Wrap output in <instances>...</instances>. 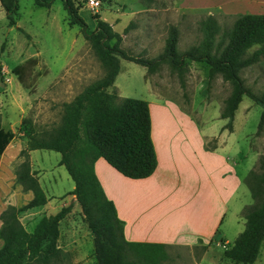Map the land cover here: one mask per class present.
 <instances>
[{"label": "rangeland", "instance_id": "obj_1", "mask_svg": "<svg viewBox=\"0 0 264 264\" xmlns=\"http://www.w3.org/2000/svg\"><path fill=\"white\" fill-rule=\"evenodd\" d=\"M74 2L79 16L89 28H93L95 17L107 21L119 33V46L124 51L147 58L161 51L170 25L177 28L176 48L182 51L200 41L199 20L205 15L211 14L222 28H229L234 15L241 11L220 7L215 0H99L95 8L88 7L85 0ZM17 12V25L21 30L15 25L9 28L7 20L0 14V125L12 132L0 158V210L7 204L20 205L32 195L14 180V171L25 155L19 153L26 146V137L19 127L21 117H29L37 130L56 126L60 120L61 103L70 100L83 86L103 74V66L81 35L79 26L67 22L60 0H53L49 7L37 6L33 0H17ZM30 55L37 60L33 69L46 73L39 76L33 88L28 90L18 83L11 68ZM183 63L184 86L181 87L168 62H161L155 71L146 72L144 66L119 58V70L108 90L115 91L119 97L147 101L154 138L161 135L163 140L184 141L183 146L188 149H198L202 145L207 149L216 147L217 159L227 156L228 161L239 160L235 166L238 173L244 172L241 170L247 165L237 194V199L246 202L240 209L242 216L245 207L254 204L244 177L250 170H260V156L264 154V119L259 127L257 125L261 106L242 95L231 121L227 123L221 112L229 94V82L219 74L208 79L204 62L185 58ZM239 74L252 92L260 94L264 90V53L257 61L242 68ZM19 115L22 116L19 118ZM164 115L184 116L172 120ZM181 128L185 134H170L169 130ZM163 130H167V136ZM25 153L31 175L46 195V202L41 207L20 214L25 228L30 229L40 215L52 214L61 206L69 205V211L57 224L56 245L64 254L53 257L48 264H97L92 232L79 203L68 193L73 181L65 167L58 164L59 153L46 148L27 149ZM229 212L219 231L224 232L231 243L233 225L236 224L232 218L231 225ZM212 238L210 250L215 251V257L220 255L214 264L226 263L223 249L229 245L218 240L216 235ZM165 248V264L210 262L198 263L205 249L203 245ZM260 255H264V241L260 243L252 264H260Z\"/></svg>", "mask_w": 264, "mask_h": 264}, {"label": "trees", "instance_id": "obj_2", "mask_svg": "<svg viewBox=\"0 0 264 264\" xmlns=\"http://www.w3.org/2000/svg\"><path fill=\"white\" fill-rule=\"evenodd\" d=\"M52 1L33 0L41 7H49ZM60 1L67 22L79 26L81 35L103 66V74L83 86L70 100L61 103L56 126L37 130L29 117H21L19 127L26 137V146L19 150L25 155L14 171V180L32 195L20 205L7 204L0 210V264H48L53 257L64 254L56 245L57 224L69 211V205L61 206L52 214L40 215L30 229H26L19 218L21 213L33 211L46 202L44 191L31 175L25 153L27 149L35 148L59 153L58 164L65 167L73 181L68 193L79 203L92 232L97 264H165L164 243L124 238L122 221L93 171L97 157H102L129 178L146 177L156 166L147 101L119 97L115 91L108 90L119 70V58L144 66L146 72H153L161 62H168L181 87L184 86V59L204 62L208 79L219 74L230 84L221 117H226L229 123L242 95H246L261 106L259 127L264 119V90L260 94L252 92L239 72L264 53V48L259 47L245 54L246 48L264 40V13H237L229 28H222L211 14H207L199 20L200 41L182 51L176 48L177 28L170 25L161 51L147 58L124 51L119 46V33L107 21L95 17L93 28H89L79 16L74 0ZM0 5L8 26L15 25L17 0H0ZM16 28L21 30L19 26ZM36 61L30 56L11 68L20 84L28 90L33 88L41 73L33 69ZM11 137L10 130L0 127V154ZM259 168L258 172L250 170L244 177L254 204L245 207L243 229L223 249L227 259L224 264H252L264 241V154L260 156Z\"/></svg>", "mask_w": 264, "mask_h": 264}, {"label": "crops", "instance_id": "obj_3", "mask_svg": "<svg viewBox=\"0 0 264 264\" xmlns=\"http://www.w3.org/2000/svg\"><path fill=\"white\" fill-rule=\"evenodd\" d=\"M215 2H219L216 5L226 9H241L238 13H264V0H224V3L222 0H215ZM0 14L6 20L1 5ZM17 19L15 26H18ZM259 47L264 48V40L246 48L245 54ZM40 72L35 82L39 76L46 73ZM18 83L20 84L19 81ZM21 116L19 115V118ZM164 116L178 120V116L184 115ZM1 117L3 118V115ZM149 119L156 166L148 176L126 177L102 157L94 160L93 171L104 194L112 201L117 217L122 221V232L126 240L162 242L165 247L203 245L205 249L198 263L204 260L208 263L210 260L209 264H214L216 259H220V255L215 257V251L210 250L209 241L213 239L212 237L216 235L218 240L227 245L231 244L225 238L224 232L219 231L228 210L231 225L232 218L236 224L233 225L234 237L244 227V218L239 213L246 202L237 199V194L248 166L241 170L244 172L238 173L235 166L239 160L228 161L227 156H219L221 159H217L216 147L207 149L202 145L198 149L193 147L188 149L183 146L184 141L172 138L163 140L161 135L154 138V126L150 115ZM169 131L172 136L186 133L183 128ZM162 133L167 136V130H163ZM6 148L7 144L0 158ZM13 153L8 154L6 161ZM217 232L219 233L215 234ZM260 264H264V255H260Z\"/></svg>", "mask_w": 264, "mask_h": 264}, {"label": "built area", "instance_id": "obj_4", "mask_svg": "<svg viewBox=\"0 0 264 264\" xmlns=\"http://www.w3.org/2000/svg\"><path fill=\"white\" fill-rule=\"evenodd\" d=\"M85 3H87L88 7L95 8L99 5V0H85Z\"/></svg>", "mask_w": 264, "mask_h": 264}]
</instances>
